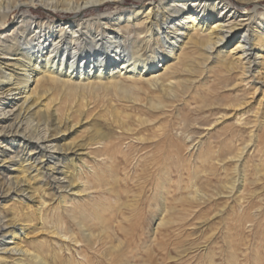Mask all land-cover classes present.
<instances>
[{"label":"bare ground","instance_id":"obj_1","mask_svg":"<svg viewBox=\"0 0 264 264\" xmlns=\"http://www.w3.org/2000/svg\"><path fill=\"white\" fill-rule=\"evenodd\" d=\"M244 87L247 94L238 92ZM111 96L162 116L179 115L184 104L202 115L207 123L197 125L207 130L193 132L181 118L183 137L169 141L165 124L119 112ZM97 110L126 139L170 142L175 155L196 153L213 172L231 166L219 193L194 192L197 205L243 200L246 158L264 153V0H0V264H94L91 253L131 264L119 239L109 237L114 223L94 215L97 236L80 209L101 191L93 180L102 167L116 168L106 135L94 144L69 140L102 116ZM223 125L246 132V143L236 146L234 132L214 148L206 136ZM169 212L160 209L153 219L154 236L173 222ZM42 231L45 239L36 234ZM97 239H107L102 251Z\"/></svg>","mask_w":264,"mask_h":264},{"label":"rangeland","instance_id":"obj_2","mask_svg":"<svg viewBox=\"0 0 264 264\" xmlns=\"http://www.w3.org/2000/svg\"><path fill=\"white\" fill-rule=\"evenodd\" d=\"M35 15L38 17L39 14ZM211 81L212 83L214 81L219 82L216 76L212 77ZM222 84L216 87L221 88ZM249 91L245 87L238 90V92H244V94ZM110 99L118 106L119 112L140 117L147 120V123L158 122L159 124H165L163 127L168 128L166 137L169 141H176L178 138L183 137L181 118L190 123V128L192 127L193 132L201 133L203 128L207 130L206 127L199 129L197 125V123H207L202 115L190 112L184 104L178 105V109H181L179 115L175 112L162 116L140 110L139 107L141 105L131 108L124 101H120L114 96H111ZM103 107L105 108L106 105L101 106V110L104 109ZM101 110H97V113L102 116L93 117L94 119L92 118L88 125L82 127L69 138L70 141L84 143L88 141L87 143L94 144L101 139V136L106 135L113 142L111 151L116 150L114 154L118 155L114 157V159H117L116 161L114 160L116 168L114 166L111 169L102 167L103 171L99 174V182L97 181V183L96 180H93L94 187L101 189L100 192L93 194V197H95L94 202L99 203V205L96 203L99 208L96 210V208L92 207L91 204H95L93 201H86V203L82 200L80 205V209L90 216L86 223H92V228L94 227L93 230L97 236L102 231L96 220L97 213H100L102 217L108 219V223L111 226L114 223L115 230H113V233H109L110 236H108H112L116 240L119 239L118 241L123 244L124 248L122 257L125 261L126 259L127 262L130 261L131 264H264V153L259 155L257 152L255 157L253 153V155L250 154L246 158L245 167L248 166L244 167L241 174H245L248 183L243 200L237 202L234 198L229 200L220 198L207 205L199 206L190 199L192 196L194 197V192L198 189L199 192L206 195L209 194V196L219 193L222 189L221 186L229 180L228 173L231 171V166L228 165L226 171L218 169L213 172L210 166L207 165L206 160H204L205 162L197 161L196 153L194 155H186L184 156L185 158L175 155L170 142L154 139L155 141H150L147 143L148 145H144L135 139H126L127 137L123 136L120 129L106 122L109 117H106V114L102 113ZM208 120L212 121L209 118ZM147 126L148 124L141 128L133 125V128L149 130V126ZM226 126L213 127L210 134L206 136L216 149H220L223 146L222 142L225 139L222 136L225 137L224 135H227L229 137L230 134L233 135L234 132H238L237 130L234 131V129L230 132L231 129ZM241 133L240 136L239 132L236 133L238 137L235 140V145L240 147L248 140L247 133ZM147 135L152 140L153 130L147 132ZM221 139H223L222 142ZM145 147L149 149L145 150ZM98 148V146H95L93 149L96 150L93 152L98 154L100 151ZM149 153L152 155H149ZM155 159L159 161L160 166L154 161ZM192 163L197 165L194 166ZM257 173L259 174L257 175ZM165 175L171 179V182H165ZM101 179L102 181L100 182ZM162 184L166 186V189L162 188ZM106 188L111 191L113 189L118 190L119 198H115L114 196L116 195L114 193L107 192L109 189L107 190ZM104 190L106 191L104 192ZM104 205L105 207L103 208ZM130 205L131 207H129ZM106 206L111 209L108 210ZM119 206L122 208L119 209ZM160 209L170 211L167 213L166 219L173 222L170 226L166 225L167 227L165 226V228L164 226L161 227L162 229L159 228L154 236L153 232L157 226L154 225L153 219L160 215ZM62 215L66 221V226H69L72 231L77 233V229L72 225L67 214L64 213ZM94 215H96V218L93 217ZM54 216L56 214L50 213V217ZM95 224H97V229ZM36 234H39L38 237L41 239H45V232L42 231ZM79 237L83 240L80 235ZM104 242L106 243L107 239H97L96 244L99 245L98 248L101 251L103 250ZM91 254H94V264H110L102 255Z\"/></svg>","mask_w":264,"mask_h":264}]
</instances>
